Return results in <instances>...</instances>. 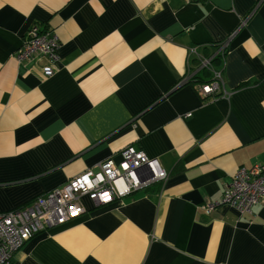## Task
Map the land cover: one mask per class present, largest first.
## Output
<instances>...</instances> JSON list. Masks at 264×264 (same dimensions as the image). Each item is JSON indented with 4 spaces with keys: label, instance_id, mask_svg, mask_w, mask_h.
Instances as JSON below:
<instances>
[{
    "label": "crops",
    "instance_id": "crops-1",
    "mask_svg": "<svg viewBox=\"0 0 264 264\" xmlns=\"http://www.w3.org/2000/svg\"><path fill=\"white\" fill-rule=\"evenodd\" d=\"M34 26L59 37L51 77L16 58ZM221 42V90L204 96L185 80L189 51ZM129 146L168 178L106 205L83 197L11 264H264V203L202 207L264 164V0H0V213Z\"/></svg>",
    "mask_w": 264,
    "mask_h": 264
},
{
    "label": "built area",
    "instance_id": "built-area-1",
    "mask_svg": "<svg viewBox=\"0 0 264 264\" xmlns=\"http://www.w3.org/2000/svg\"><path fill=\"white\" fill-rule=\"evenodd\" d=\"M227 45L224 42V46ZM60 47L57 34L50 29L34 26L17 50L16 58L19 62H43L41 68L44 76L51 77L56 71ZM189 56L198 57V70L213 71V80L199 84V92L204 96L220 92L222 71L213 67V58L201 55L196 47L190 49ZM198 70L187 73L185 80L191 79ZM168 175L157 158L129 146L121 153L119 162L112 157L107 158L98 164L96 170L79 174L23 207L0 213V264H11L15 253L46 228L83 214L86 211L83 197L87 196L97 205H106L156 181H163ZM221 202L232 206L241 215L251 213L253 206L264 203V164L252 168L241 167L233 179L225 184L222 199L205 202L202 207L209 213Z\"/></svg>",
    "mask_w": 264,
    "mask_h": 264
},
{
    "label": "trees",
    "instance_id": "trees-1",
    "mask_svg": "<svg viewBox=\"0 0 264 264\" xmlns=\"http://www.w3.org/2000/svg\"><path fill=\"white\" fill-rule=\"evenodd\" d=\"M216 47H217V50H216L217 53H215V55H211L212 58H213L212 59V64H215L217 61L218 62L222 61L224 59V55L228 51L227 47L224 46V42H221L218 45L216 44ZM203 56H205V55H203ZM208 57H210V56H208ZM204 74H206V76L210 77L212 73H210L209 69L198 70L191 79L187 80V82H189V83H197L198 82V83L202 84V83H208V82L213 80V77H212V79L210 77L207 80L206 79L207 77L204 76Z\"/></svg>",
    "mask_w": 264,
    "mask_h": 264
}]
</instances>
